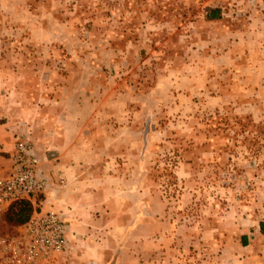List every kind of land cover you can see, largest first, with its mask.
<instances>
[{
  "label": "rangeland",
  "instance_id": "374dc122",
  "mask_svg": "<svg viewBox=\"0 0 264 264\" xmlns=\"http://www.w3.org/2000/svg\"><path fill=\"white\" fill-rule=\"evenodd\" d=\"M20 142L69 248L3 206L0 264H264V0H0V177Z\"/></svg>",
  "mask_w": 264,
  "mask_h": 264
},
{
  "label": "built area",
  "instance_id": "2783aa9c",
  "mask_svg": "<svg viewBox=\"0 0 264 264\" xmlns=\"http://www.w3.org/2000/svg\"><path fill=\"white\" fill-rule=\"evenodd\" d=\"M9 160L8 171L0 177V207L9 206L19 200L30 201L34 208L33 214L20 227L27 240L26 254L32 261H38L37 256L44 261H52L54 255L69 248L65 215L40 210L42 201L37 198L45 194L49 184L41 173L39 158L29 144H17Z\"/></svg>",
  "mask_w": 264,
  "mask_h": 264
},
{
  "label": "trees",
  "instance_id": "16d2710c",
  "mask_svg": "<svg viewBox=\"0 0 264 264\" xmlns=\"http://www.w3.org/2000/svg\"><path fill=\"white\" fill-rule=\"evenodd\" d=\"M210 19H219V9L209 12ZM34 208L28 200H19L11 203L4 213L5 224L9 227H18L25 224L33 214ZM260 232L264 233V222L259 223ZM245 239V238H244Z\"/></svg>",
  "mask_w": 264,
  "mask_h": 264
},
{
  "label": "crops",
  "instance_id": "0c3cea01",
  "mask_svg": "<svg viewBox=\"0 0 264 264\" xmlns=\"http://www.w3.org/2000/svg\"><path fill=\"white\" fill-rule=\"evenodd\" d=\"M60 164H62V163H60ZM59 166H60V165H59ZM67 235H69L68 232H67ZM68 239H69V238H68Z\"/></svg>",
  "mask_w": 264,
  "mask_h": 264
}]
</instances>
